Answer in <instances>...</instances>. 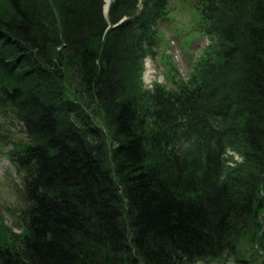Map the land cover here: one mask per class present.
<instances>
[{"label": "trees", "instance_id": "1", "mask_svg": "<svg viewBox=\"0 0 264 264\" xmlns=\"http://www.w3.org/2000/svg\"><path fill=\"white\" fill-rule=\"evenodd\" d=\"M187 2L212 43L146 90L170 0H115L130 19L108 30L103 0H0V145L24 203L22 233L0 205V264H194L261 230L264 0Z\"/></svg>", "mask_w": 264, "mask_h": 264}, {"label": "rangeland", "instance_id": "2", "mask_svg": "<svg viewBox=\"0 0 264 264\" xmlns=\"http://www.w3.org/2000/svg\"><path fill=\"white\" fill-rule=\"evenodd\" d=\"M172 5L174 7L170 13L171 19L169 18L166 23L160 21L158 24L162 35L157 47L158 54L154 58L150 57L152 66L154 65L157 70V80L161 83H166L169 87L176 86L172 76L177 79L187 77L188 73L193 69L192 63L209 42L206 36L196 35L198 31L193 29L196 19L190 13L193 12L190 2H187V0H172ZM191 35H194V41L187 39ZM165 50L169 54L165 55L163 53ZM175 54L178 57L175 58ZM174 65L178 68H173ZM151 70L153 71L154 69L151 67ZM150 73L152 75V72ZM146 88L148 87L146 86ZM68 90L73 96L74 87L70 83ZM97 110L99 111L100 109L98 108ZM96 118L100 124H103L101 116L96 115ZM1 160L3 159L0 158V202L4 208V224L20 232L19 227H16L17 222L20 221L18 212L24 205L18 185L21 181L20 175L19 173L15 174V170L12 167H9L7 172ZM227 164L230 165V163ZM259 217V222L264 224V213ZM263 234V229L259 231L257 228H252L241 236L235 250L226 252L219 258L201 260L194 264H264Z\"/></svg>", "mask_w": 264, "mask_h": 264}]
</instances>
